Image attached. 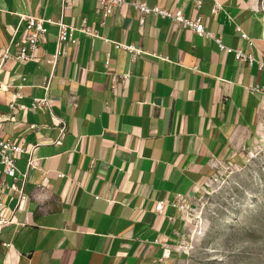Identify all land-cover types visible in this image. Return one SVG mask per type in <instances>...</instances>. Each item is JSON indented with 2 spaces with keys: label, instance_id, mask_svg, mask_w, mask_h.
I'll return each mask as SVG.
<instances>
[{
  "label": "crops",
  "instance_id": "obj_1",
  "mask_svg": "<svg viewBox=\"0 0 264 264\" xmlns=\"http://www.w3.org/2000/svg\"><path fill=\"white\" fill-rule=\"evenodd\" d=\"M125 1L102 23L96 0H0V57L8 52L0 139L36 145L39 165L24 183L23 211L13 192L5 198L14 223L0 228V264H169L186 226L178 198H190L216 163L264 141L258 0ZM135 1L201 18L255 62L240 63L169 19L150 14L141 24ZM19 15L75 28L86 19L106 41L75 32L78 44L59 46L58 28L48 26L35 60L20 65L17 44L27 32ZM43 99L49 108L33 110ZM28 158L17 161L21 174Z\"/></svg>",
  "mask_w": 264,
  "mask_h": 264
},
{
  "label": "rangeland",
  "instance_id": "obj_2",
  "mask_svg": "<svg viewBox=\"0 0 264 264\" xmlns=\"http://www.w3.org/2000/svg\"><path fill=\"white\" fill-rule=\"evenodd\" d=\"M185 205L169 264H264V141L216 163Z\"/></svg>",
  "mask_w": 264,
  "mask_h": 264
},
{
  "label": "built area",
  "instance_id": "obj_3",
  "mask_svg": "<svg viewBox=\"0 0 264 264\" xmlns=\"http://www.w3.org/2000/svg\"><path fill=\"white\" fill-rule=\"evenodd\" d=\"M96 1L98 6L95 10V13L96 15L100 16L102 23H104V20L111 16L118 8L127 5L125 0ZM131 5L139 12L141 24L144 23V17L150 14L158 16L162 19H169L172 23L181 27L182 29H189L196 33L199 37L214 41L216 44H218L221 51L233 53L238 62L247 64L249 66H252L255 62V59L252 55H246L239 50H234L223 45L220 39L215 38L212 33L206 30L201 18H197L196 20L187 19L181 10L170 12L159 7L149 8L145 3L139 1H135L131 3ZM198 5L200 7L201 3H198ZM67 9L68 6L63 7V11H66ZM217 11L218 5H215L213 8V13L215 14ZM19 17L20 23H24L26 25L27 32L25 38L17 44L19 51L17 52L15 59L20 63V65H24L27 62L35 60L34 52L45 41L46 35L48 33V26H56L58 28L57 41L59 46L69 43L72 45L78 44V41L74 38L75 32L81 33L86 37L97 38L106 41L104 37L100 36L96 31L92 30L88 26L86 19L82 20V25L80 27L75 28L73 26L64 24L61 20L53 21L52 19H43L27 15H19ZM243 36L246 37L245 35ZM113 44L117 48H125L134 56L141 54L140 50H135L133 47H125L117 43ZM57 54L60 55L61 52L58 51ZM63 54H65V52H63ZM6 59H8L7 50L0 57V68ZM259 64V69H264V64ZM49 106L50 102L47 99L35 100L32 109L38 110L41 107L49 108ZM11 108L14 109L15 107L11 105ZM35 147L36 145L30 148L26 147L24 139H20L18 141L0 139V228L14 223L13 215L8 218L5 215V198L8 191L13 192L17 196L15 210H24L26 198L24 195L23 186L28 179V172L39 169L38 161L33 158V151ZM25 153L29 155L27 160V173L21 174L17 168V161L20 155ZM7 178H11L13 180L12 184H8L6 182ZM19 182H21V186L18 185ZM47 182V175L46 173H43L42 181L39 183V186L43 187ZM175 207H177L178 210L185 212L187 210L185 199L179 197ZM161 208V205L157 206V210Z\"/></svg>",
  "mask_w": 264,
  "mask_h": 264
}]
</instances>
